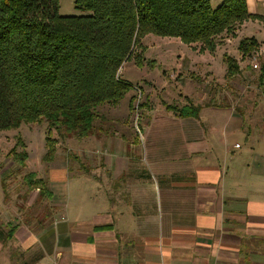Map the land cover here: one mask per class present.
Instances as JSON below:
<instances>
[{
    "label": "crops",
    "instance_id": "crops-1",
    "mask_svg": "<svg viewBox=\"0 0 264 264\" xmlns=\"http://www.w3.org/2000/svg\"><path fill=\"white\" fill-rule=\"evenodd\" d=\"M247 6L264 19V0ZM249 37L264 54V37ZM217 46L180 57L199 76L184 82L181 104L197 115L166 104L168 114L147 116L135 157L117 142L95 162L99 141L88 146L83 206L67 213L66 181L52 177L51 217L0 228V264H264V72L244 90L233 77L256 72L250 56H228L229 74ZM208 78L226 83L223 98L203 87Z\"/></svg>",
    "mask_w": 264,
    "mask_h": 264
},
{
    "label": "trees",
    "instance_id": "trees-1",
    "mask_svg": "<svg viewBox=\"0 0 264 264\" xmlns=\"http://www.w3.org/2000/svg\"><path fill=\"white\" fill-rule=\"evenodd\" d=\"M74 3L86 14L60 15L59 0H0V129L45 122L49 149L43 158L48 160L54 153L53 131L61 139L95 134L98 108L117 105L132 89L118 71L136 58L134 49L145 34L177 37L211 51L217 35L233 33L249 19H263L249 13L247 0H222L216 7L210 0ZM239 48L249 54L256 41L243 38ZM226 61L229 74L234 73V60L227 56ZM260 70L264 72V61ZM166 107L178 116L198 113L196 106ZM19 144L24 146L21 140ZM27 156V151L16 154L21 162ZM26 183L38 191L39 199L51 197L44 180L33 172Z\"/></svg>",
    "mask_w": 264,
    "mask_h": 264
},
{
    "label": "rangeland",
    "instance_id": "rangeland-1",
    "mask_svg": "<svg viewBox=\"0 0 264 264\" xmlns=\"http://www.w3.org/2000/svg\"><path fill=\"white\" fill-rule=\"evenodd\" d=\"M221 1L210 0V3L212 7H216ZM58 13L62 16L86 14L75 6L74 0H59ZM244 23L245 21L241 23L242 26L241 24L235 26L233 33L229 32L230 30L222 32L215 40L218 51L225 57L231 54L238 55V60L245 62L247 58L245 55H248L251 67L253 63L257 65L252 67L256 72H252L249 77L247 75L233 77L241 79L240 82L245 86L244 90H247V87L258 81L257 75L264 61V54H255V49L251 55H244L238 44L251 34L264 37V19H250ZM140 44L141 46L134 49L136 58L122 63L118 71L121 78L133 85L132 89L117 105L104 104L98 108L100 116L94 122L95 134L92 135L98 139L91 135L81 139L75 137L61 139L53 131L50 142H53L52 138H56L52 144L54 153L48 160L43 158L49 149V145L46 144L48 134L45 122L24 123L17 129H0V228H9L16 221L18 224L24 222L36 224L51 217L52 207L47 202L49 199H39L38 191L31 189L26 183V176L29 173L33 172L35 178H42L46 185L54 176L65 179L67 186L63 205L67 213H73L83 206L80 202L83 195L80 186H83L84 179H81L78 173L83 174L89 163L90 151L86 150L88 146L99 141L98 146L94 147L97 151L95 162L98 160L100 162L101 152H104L105 148L114 149L118 143L131 157H135L139 154L140 146L137 130L144 133L146 117L152 114H168L166 104L180 106L184 103L185 99L182 97L184 82L188 78L195 80L199 76L196 71H189L180 57L184 53L187 55V52L196 50L198 46L202 49V45L199 43L191 47L177 37H162L152 33L145 34ZM139 58H143L141 65L137 64ZM175 58L179 59L176 61ZM224 83L208 78L203 80L202 85L206 86L208 93L220 92L221 99L225 96L221 87ZM131 97L134 100L129 105ZM20 140L24 143L23 147L19 144ZM142 142L141 149L145 148ZM146 143L149 147V140ZM20 151H27L28 154L23 162L16 157ZM67 163L69 167L66 166ZM142 165L143 162L140 161V168Z\"/></svg>",
    "mask_w": 264,
    "mask_h": 264
},
{
    "label": "built area",
    "instance_id": "built-area-1",
    "mask_svg": "<svg viewBox=\"0 0 264 264\" xmlns=\"http://www.w3.org/2000/svg\"><path fill=\"white\" fill-rule=\"evenodd\" d=\"M253 66L256 67L257 65L255 63H253Z\"/></svg>",
    "mask_w": 264,
    "mask_h": 264
}]
</instances>
